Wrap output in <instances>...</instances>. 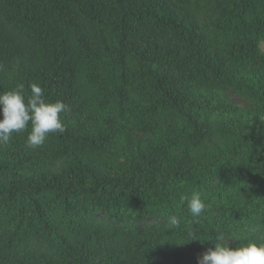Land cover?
<instances>
[{
	"label": "trees",
	"instance_id": "obj_1",
	"mask_svg": "<svg viewBox=\"0 0 264 264\" xmlns=\"http://www.w3.org/2000/svg\"><path fill=\"white\" fill-rule=\"evenodd\" d=\"M263 42L264 0H0V92L69 106L42 147L0 144V264H196L219 234L264 242Z\"/></svg>",
	"mask_w": 264,
	"mask_h": 264
},
{
	"label": "clouds",
	"instance_id": "obj_2",
	"mask_svg": "<svg viewBox=\"0 0 264 264\" xmlns=\"http://www.w3.org/2000/svg\"><path fill=\"white\" fill-rule=\"evenodd\" d=\"M24 88V84L20 83L13 89L0 92V144H7L13 134L27 132L25 146L34 149L42 147L49 134L64 133L65 126L60 114L67 113L69 106L60 100L46 102L45 92L39 84L29 85L30 94L27 97ZM185 199L191 217L198 221L208 205L198 192ZM181 221V217L171 215L167 218L165 229H179ZM193 239L196 238L190 232L189 240ZM196 264H264V242L249 240L229 247L219 234L214 245L196 258Z\"/></svg>",
	"mask_w": 264,
	"mask_h": 264
},
{
	"label": "rangeland",
	"instance_id": "obj_3",
	"mask_svg": "<svg viewBox=\"0 0 264 264\" xmlns=\"http://www.w3.org/2000/svg\"><path fill=\"white\" fill-rule=\"evenodd\" d=\"M261 49H262V51L264 52V42L261 43Z\"/></svg>",
	"mask_w": 264,
	"mask_h": 264
}]
</instances>
